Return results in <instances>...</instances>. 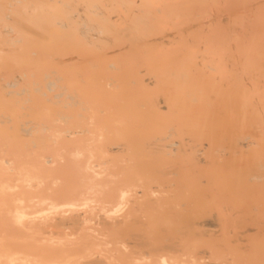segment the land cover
<instances>
[{"label":"bare ground","instance_id":"6f19581e","mask_svg":"<svg viewBox=\"0 0 264 264\" xmlns=\"http://www.w3.org/2000/svg\"><path fill=\"white\" fill-rule=\"evenodd\" d=\"M0 264H264V0H0Z\"/></svg>","mask_w":264,"mask_h":264}]
</instances>
